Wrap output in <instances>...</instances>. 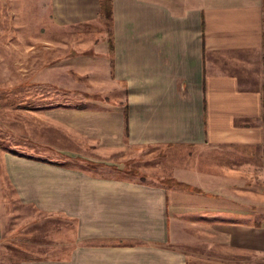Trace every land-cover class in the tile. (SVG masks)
I'll return each instance as SVG.
<instances>
[{
    "label": "crops",
    "instance_id": "obj_1",
    "mask_svg": "<svg viewBox=\"0 0 264 264\" xmlns=\"http://www.w3.org/2000/svg\"><path fill=\"white\" fill-rule=\"evenodd\" d=\"M110 1V21L99 0L50 1L56 28L104 27L105 81L123 94L64 114L72 170L7 139L19 120L25 145L42 143L33 123L47 115L0 114V190L15 204L0 192V264H224L226 251L252 264L264 256V0ZM89 42L80 55H97Z\"/></svg>",
    "mask_w": 264,
    "mask_h": 264
},
{
    "label": "rangeland",
    "instance_id": "obj_2",
    "mask_svg": "<svg viewBox=\"0 0 264 264\" xmlns=\"http://www.w3.org/2000/svg\"><path fill=\"white\" fill-rule=\"evenodd\" d=\"M50 1L0 0V114L15 113L20 116L26 111H31L34 114L43 115V119L47 115V126L45 121H43V128L39 122L33 123V139L42 143L29 142L25 145L23 122L19 120L11 124L12 126L16 124L17 136L8 133L7 139L10 143L13 142L12 146L16 142L18 153L28 154L33 159L43 160L51 165H55L56 162L64 163L67 170H72V130L67 126V119L64 120L63 125L64 114L100 111L105 107L117 108L119 105H114L115 97L123 94L113 91L114 85L105 81L106 57L102 54L103 51H99L105 48L104 40H102L104 27L89 25L85 28L80 26L79 29L56 28L51 19ZM100 18L105 21L104 18ZM105 30L108 31L107 27ZM47 36H49L48 49L40 43L41 37ZM90 39L97 49L94 50L97 55H80L79 51L89 49ZM30 43L33 44V50L28 51L26 47ZM25 64L27 68L29 64L28 70H25ZM111 64H113L112 59L109 62L110 67ZM72 70L75 72H71ZM100 74L101 79L98 78ZM111 74L113 73L110 72L107 75L111 77ZM105 96H108L109 104H98ZM27 97L32 103L30 101L29 104L27 103ZM169 165V162L160 160L158 166L167 170ZM172 168H174L173 172H176L175 163ZM131 177L141 178L134 175H130ZM141 179L148 182L161 181L153 176ZM4 182L7 183L5 177L1 180L0 187H4ZM164 182L166 181H161V183ZM5 187L8 190L1 188L0 192L2 191L5 200L4 193H7V203H10L12 208L15 204L11 203V199L9 202V197H12L13 191L9 184ZM3 210L7 215V205ZM12 216L13 218L5 219L7 226L16 222L15 215L12 214ZM36 226L42 228L39 223ZM44 227L46 230L55 228L56 221L49 219L47 224L43 223ZM187 229L189 236L195 239L199 237V227ZM33 234L34 238L41 236L40 230ZM50 236L56 239L55 234ZM191 246L188 249L193 254L202 252L199 249V241L195 240ZM8 251L6 249L2 252L8 255ZM192 256H188L190 263L200 260ZM239 256L226 251L224 264H250L248 255ZM209 262L217 263L211 260ZM252 264H264V256L256 257Z\"/></svg>",
    "mask_w": 264,
    "mask_h": 264
},
{
    "label": "trees",
    "instance_id": "obj_3",
    "mask_svg": "<svg viewBox=\"0 0 264 264\" xmlns=\"http://www.w3.org/2000/svg\"><path fill=\"white\" fill-rule=\"evenodd\" d=\"M100 5V16L105 20L110 21L111 19V1L110 0H99ZM124 118L127 120V110H124Z\"/></svg>",
    "mask_w": 264,
    "mask_h": 264
}]
</instances>
